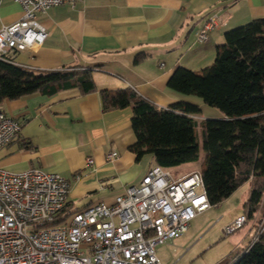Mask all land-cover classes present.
Returning a JSON list of instances; mask_svg holds the SVG:
<instances>
[{
	"label": "crops",
	"instance_id": "crops-1",
	"mask_svg": "<svg viewBox=\"0 0 264 264\" xmlns=\"http://www.w3.org/2000/svg\"><path fill=\"white\" fill-rule=\"evenodd\" d=\"M211 15L217 24L199 41L197 32ZM21 16L18 2L0 0V28ZM256 18H264V0H78L49 7L37 15L46 30L43 42L11 50L8 57L33 72L89 69L95 89L2 100L0 110L15 117L20 130L16 139L0 146V168H35L65 177L70 182L65 212L113 203L155 162L151 154L137 159L129 149L135 141L131 108L102 109L100 91L132 89L164 108L177 101L196 104L200 136V121L222 113L197 96L169 88L167 80L178 66L198 70L210 65L224 32ZM110 151L118 155L107 159ZM192 170L198 168L174 177ZM231 259L216 264H231Z\"/></svg>",
	"mask_w": 264,
	"mask_h": 264
},
{
	"label": "trees",
	"instance_id": "trees-1",
	"mask_svg": "<svg viewBox=\"0 0 264 264\" xmlns=\"http://www.w3.org/2000/svg\"><path fill=\"white\" fill-rule=\"evenodd\" d=\"M223 35L210 65L198 70L178 66L167 80L169 88L197 96L222 113L200 121V136L195 119L200 108L193 103L177 101L164 108L132 89H103L101 106L131 108L135 141L129 149L137 159L151 154L156 165L168 169L196 161L202 153L198 170L211 206L250 180L245 219H255L256 230L231 264H264V18ZM69 88L93 91L89 69L33 72L10 57L0 58V102ZM65 208L63 215L75 211L65 212Z\"/></svg>",
	"mask_w": 264,
	"mask_h": 264
},
{
	"label": "built area",
	"instance_id": "built-area-1",
	"mask_svg": "<svg viewBox=\"0 0 264 264\" xmlns=\"http://www.w3.org/2000/svg\"><path fill=\"white\" fill-rule=\"evenodd\" d=\"M14 1L22 16L0 28L1 59L43 42L39 13L78 0ZM216 24L211 15L197 39L205 41ZM19 130V121L0 110V146L16 139ZM117 155L110 151L106 158ZM69 189L70 182L57 173L0 168V264H160L157 245L180 236L211 206L199 170L174 177L156 164L137 185L116 194L113 203L97 202L63 215ZM244 220L245 215L237 217L223 232L231 233Z\"/></svg>",
	"mask_w": 264,
	"mask_h": 264
},
{
	"label": "rangeland",
	"instance_id": "rangeland-1",
	"mask_svg": "<svg viewBox=\"0 0 264 264\" xmlns=\"http://www.w3.org/2000/svg\"><path fill=\"white\" fill-rule=\"evenodd\" d=\"M199 165L200 159L168 169L173 176H178L191 168H199ZM250 185V180L242 183L216 205L197 214L189 222L186 232L157 245L156 254L163 264H216L231 257L235 260V247L238 246L239 252L243 251L255 233L256 221L245 219L231 233L225 234L223 228L246 214L244 204L249 197Z\"/></svg>",
	"mask_w": 264,
	"mask_h": 264
}]
</instances>
